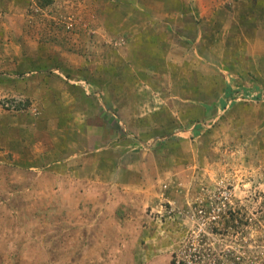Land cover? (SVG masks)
<instances>
[{
    "label": "rangeland",
    "instance_id": "rangeland-1",
    "mask_svg": "<svg viewBox=\"0 0 264 264\" xmlns=\"http://www.w3.org/2000/svg\"><path fill=\"white\" fill-rule=\"evenodd\" d=\"M182 1L0 0V264H264V59L254 58L257 80L255 69L243 78L262 97L219 113L223 58L240 43ZM206 4L216 21L264 36V0ZM146 31L166 40L157 57L179 69L173 78L193 80L194 103L164 98L162 67L139 58ZM203 46L209 73H196ZM33 78L19 95L15 82ZM49 102L55 118L44 115ZM152 139H165L156 161L143 155Z\"/></svg>",
    "mask_w": 264,
    "mask_h": 264
},
{
    "label": "crops",
    "instance_id": "crops-1",
    "mask_svg": "<svg viewBox=\"0 0 264 264\" xmlns=\"http://www.w3.org/2000/svg\"><path fill=\"white\" fill-rule=\"evenodd\" d=\"M128 1H130V0H128ZM195 1H196V9H198L201 12V14L205 13L207 15V21H211V22H213V24H216L218 22V25H221L222 28L224 27V29H225L224 33L232 34V37L235 38V41H239V43H240L239 44V48H238V52L236 54V57H234L235 59L232 58V55L230 53H229V55L227 56L226 59L223 58L224 59L223 60V65L226 64V63H230V64H229V66H224L223 69H220V72L224 75V76H219V77L222 78V86L221 87H222L223 93H222L221 98L217 102H215L213 104L215 106V110L217 108L219 113H221V111H224V113H225L229 109L228 105H230V101H232L235 98H237L238 93H240L239 95L244 96V98L245 97H250V98L254 97L255 99H260L262 97L263 93L262 94L260 92L257 93V91H260L259 88H257L258 84L254 83V85L249 88V86H247L245 84L246 82H244L245 79H243V78L249 76L248 75L249 73L254 74L255 73L254 69H255V71H259V73L258 72L256 73V75H257L256 79L251 77L249 80L251 82H254L255 80L258 79V77L260 75V70L258 69V67L254 66L255 65L254 58L256 60L264 59V46L263 45L262 46H257L258 44L263 42L264 36L263 37L260 36L258 29H255L253 31H252V29L249 30L248 31L249 35H247L246 30L244 31L243 28H242V25L244 23L242 25H240V27H238L235 23L238 24L239 22H234V20L235 21H240V19L236 20V19L232 18L231 21L230 20H228V21H225V20L219 21V20H217L216 21V19H215V10L213 9V8L216 7L215 4L207 5L206 4V0L205 1L204 0H195ZM178 3H179V5H178L179 8L178 9H180L183 1L179 0ZM205 4L207 6H204ZM206 8H209L210 11L208 9H206ZM256 8H258V7L256 6ZM132 13H133V17L138 19L139 23H141L144 20L143 17H140V15H138L135 12V10ZM140 33H138L139 34L138 37H140V35L142 36V33L141 34ZM146 33H147L146 35L148 36V39H149L150 42H146L145 41V44L144 43L142 44L143 55L141 57H139V58L143 62L144 56H147L148 59L151 60L152 65H154V66H158L159 65V66L162 67L161 68L162 69L161 72H164L163 73V77L166 79V86L164 84L163 85L160 84L158 86H159V89H161V90H163L165 92L164 95H163L164 98H166V99L172 98V96L174 97V95H175V97L178 96L179 98H182V99H185V100L189 99L190 103H194V93H192V90L194 91V88L193 89L189 88V85H193V82H192L193 80L192 81L184 80V81H181V82L178 81V80H175L174 78L177 77V75L179 73V69L176 68V69H174V71L173 70L169 71L167 69L168 67H171L170 62H168V60H167L169 58H167L166 55H164V57H163V54L160 55V57H157L159 52H160V50H161V49H159V46L162 48V46L160 44V41H166V40L164 38H159V37L155 36L153 33H149V31H146ZM200 34H202V33L199 32L198 35L201 36ZM201 40H202V38L201 37L198 38V36H197L196 44L204 43V41L202 42ZM157 41H159V42H157ZM168 42L171 43L169 40H168ZM229 48H230L229 50L232 49L231 47H229ZM207 51H208L207 47H204L202 52H199L197 54V56H198L197 58L199 60L196 63V68H194L196 73H204L205 71H207L209 73V68L205 69V65L209 66L210 62H211V56H209L207 54L208 53ZM34 52H35V55L33 57L39 62L38 58L42 57V54H41L42 51H40L38 49V50H34ZM205 52H207V53H205ZM16 55L23 56V54H19V52H17ZM244 57H246L248 59V60H246V62H245V58ZM145 59L146 58H144V60ZM189 61L191 62L190 66L194 67V53L190 55ZM177 62H179L181 64V62L178 59L176 60V63ZM239 63L242 64V66H237V65H239ZM234 65H236V69L234 68L235 70L233 69ZM246 67H248V68H250L252 70L248 71ZM263 67H264V64H263ZM230 68H232L234 71H232V69H230ZM233 72H235V73H233ZM34 74H36V72L29 73V72L26 71V73H25V75L27 77H29L31 75H34ZM140 74H143V73L140 72ZM7 81L8 80H4V85L5 86L9 85L7 83ZM35 81H36V78L28 79V80H25V81L21 80L18 84H16V82H15V86L17 87L16 92L19 95H22V96H24L25 94L27 96H30V94H31L30 92L34 88V84H35L34 82ZM174 82H177L176 85H174ZM184 85H186L187 87H184ZM11 86H13V85L10 84L6 88H8V90L11 91L12 90ZM103 87H106V85H104ZM120 87H121V85H120ZM120 87H119V89H120ZM122 88H123L122 90H124V89L126 90V94H127L126 98H128L129 97V90L131 89V85L122 86ZM21 89L23 90L24 93L23 92L19 93V90H21ZM171 89L173 90L172 92H170ZM243 92H244V94H242ZM122 96L123 95H121V97ZM109 97L115 98V93L109 95ZM109 97H107L108 100H109ZM232 97H233V99H232ZM116 98H118V95H117ZM166 99L164 100V102L167 103V104L170 103ZM169 101H171V99ZM173 101L174 102L170 103V104H173V105H171V107L175 108L174 111H176L177 110L176 104L178 106H180L181 103L177 102L175 100H173ZM41 102L43 103L42 99H41ZM234 102H238V101H234ZM55 108L57 110L65 109L66 113L69 112L70 114H69L68 118L74 119L75 116H76V113H74V109L72 108L71 104L68 105L67 103H64V107H62L61 105L56 103ZM209 110L210 109H206V111L210 112ZM86 111H87V108L84 105V106H82V111L80 109V112L83 115L79 114V110L77 112V115H79V117L81 115L83 117H85L86 116ZM51 114H52V112H51V102H49L48 105L46 107H44V115L46 117H49V118H55V117H51ZM183 117L185 119H189V120L194 121V109L192 110V109L189 108L188 112L186 114H184ZM86 119L87 118L85 117L84 121ZM79 121L83 122V118H80ZM78 133H80L79 136H82V137L84 136V141H85V138L89 135L88 134V129L86 128V125H85V128L80 130V131H78ZM178 133H176L175 135H179ZM112 134L113 133H111L110 135H112ZM191 134L192 133L190 132V135ZM31 136H32V131H27V130L22 131V137H21L22 139L20 140V145H22V146L27 145V147H29L30 144L33 145V139H31L29 141H26V138L27 137H31ZM154 140H156V139H154ZM154 140L152 139L149 142H145V145H147V146L146 147L144 146L146 151H145V153L143 155L144 156H150V157H152V160L155 159V161H156V157L157 156L154 154V153H157L155 151L157 149L156 148V144H159L160 141H163L165 139H162V140L157 139L156 141H154ZM34 145H35V147L36 146L40 147L38 144H34ZM143 145H144V143H143ZM46 147L48 148L49 145H47ZM42 152H44V151H42ZM163 152H161V153H163ZM33 153L36 156L37 153H39V152H37V150H36ZM50 154H53V151L50 152ZM107 154H109V152L105 153L104 157L106 159L109 158V157L107 158ZM74 157H77V156L76 155L72 156V158H74ZM99 157L100 156L96 155L93 160H97ZM85 160L86 159H84L83 161H85ZM117 161H119V160H117ZM117 164H119V163L114 164V166L116 167ZM159 164H160V162H159ZM129 167L130 166H128V168Z\"/></svg>",
    "mask_w": 264,
    "mask_h": 264
},
{
    "label": "built area",
    "instance_id": "built-area-1",
    "mask_svg": "<svg viewBox=\"0 0 264 264\" xmlns=\"http://www.w3.org/2000/svg\"><path fill=\"white\" fill-rule=\"evenodd\" d=\"M242 98H244V97H237V98L234 99V101H241ZM244 99H246L247 101H250L251 98L250 97H245ZM230 103H232V101Z\"/></svg>",
    "mask_w": 264,
    "mask_h": 264
}]
</instances>
